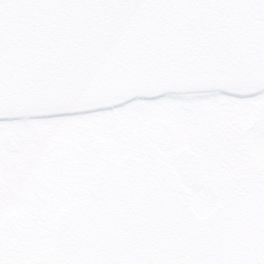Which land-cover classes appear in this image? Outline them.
<instances>
[{
    "label": "snow or ice",
    "instance_id": "obj_1",
    "mask_svg": "<svg viewBox=\"0 0 264 264\" xmlns=\"http://www.w3.org/2000/svg\"><path fill=\"white\" fill-rule=\"evenodd\" d=\"M0 264H264V0H0Z\"/></svg>",
    "mask_w": 264,
    "mask_h": 264
}]
</instances>
